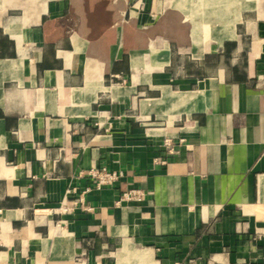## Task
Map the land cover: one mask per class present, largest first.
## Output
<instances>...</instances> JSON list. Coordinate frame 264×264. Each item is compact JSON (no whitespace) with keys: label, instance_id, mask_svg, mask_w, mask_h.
Listing matches in <instances>:
<instances>
[{"label":"crops","instance_id":"crops-1","mask_svg":"<svg viewBox=\"0 0 264 264\" xmlns=\"http://www.w3.org/2000/svg\"><path fill=\"white\" fill-rule=\"evenodd\" d=\"M0 264H264V0H0Z\"/></svg>","mask_w":264,"mask_h":264},{"label":"built area","instance_id":"built-area-1","mask_svg":"<svg viewBox=\"0 0 264 264\" xmlns=\"http://www.w3.org/2000/svg\"><path fill=\"white\" fill-rule=\"evenodd\" d=\"M183 140H180V143ZM165 146L173 152L175 150V143L170 139L166 138L164 141ZM89 176L92 180L93 187L96 189H101L104 187H111L117 184L120 179L124 176L121 170H115L108 168L107 166H102L90 170ZM92 186L83 190L77 198L68 200L63 206L61 211L64 213L73 211L78 204L83 205L85 201V194L93 189ZM77 189L73 188L69 190V193H76ZM146 196V191L144 189H129L122 193L121 199L126 201L138 200L141 201Z\"/></svg>","mask_w":264,"mask_h":264}]
</instances>
